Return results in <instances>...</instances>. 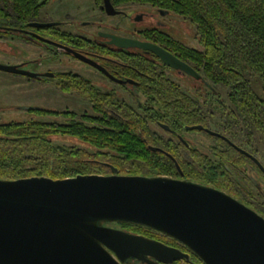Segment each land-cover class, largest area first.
<instances>
[{"label":"flooded vegetation","instance_id":"af4514ba","mask_svg":"<svg viewBox=\"0 0 264 264\" xmlns=\"http://www.w3.org/2000/svg\"><path fill=\"white\" fill-rule=\"evenodd\" d=\"M50 1L39 0L35 9L26 5H0V10L8 13V20L0 19V42L5 48L24 53L13 65L27 73L9 72L21 76L15 83L23 84L27 91L58 93L63 100L77 103L82 109L76 111L79 114L89 112L90 104L81 95L67 91L66 81H72L78 88L84 85L100 89L105 94L106 104L107 92L118 93L122 100L152 121V135L157 144L149 147L172 160L178 171V175L172 177L189 179L180 162L192 163L200 156L215 165L229 162L233 165L230 177L236 186L228 184L223 172L215 176L219 178V185L198 182L228 192L264 216V203L260 198L264 196L263 188L261 190L264 171L253 157L263 166L264 162L242 128L226 116H239L226 91L209 84L205 73L189 61V50L202 49L201 37L195 23L172 9L174 0H58L48 6ZM137 43L162 48L195 69L199 76L169 66L154 50ZM15 108L28 112L56 110L39 102L33 106L0 103V121L5 117L1 111ZM193 115L197 117L196 122H185ZM197 125H202L203 129L189 128ZM206 128L220 133L249 155ZM198 136L212 141L209 152L195 145ZM210 136L225 141L242 156L219 146ZM108 225L120 228L117 222ZM157 232L166 238L155 239L180 248L189 258L169 263L153 259L154 264H203L178 240ZM125 264L151 263L128 259Z\"/></svg>","mask_w":264,"mask_h":264},{"label":"water","instance_id":"95a60500","mask_svg":"<svg viewBox=\"0 0 264 264\" xmlns=\"http://www.w3.org/2000/svg\"><path fill=\"white\" fill-rule=\"evenodd\" d=\"M137 45L154 50L169 66L199 76L162 48ZM0 70L27 73L16 65L0 64ZM111 168L109 174L58 179L0 178V264H125L128 259L154 264L189 258L161 240L108 225L116 222L169 235L203 264H264V216L233 195L191 179L121 174Z\"/></svg>","mask_w":264,"mask_h":264},{"label":"trees","instance_id":"16d2710c","mask_svg":"<svg viewBox=\"0 0 264 264\" xmlns=\"http://www.w3.org/2000/svg\"><path fill=\"white\" fill-rule=\"evenodd\" d=\"M38 1L0 0V5H26L35 9ZM172 9L195 23L201 37L202 49L189 50V61L205 73L209 84L226 91L239 113V116H226L258 148L259 141L264 142V98L255 88L258 84L264 89V0H174ZM7 14L6 10H0V19L8 20ZM65 84L67 91L89 102L91 111L84 114L73 110L36 111L64 115L69 119L66 123L37 118L0 121V178L58 179L78 174H109L111 166L121 174L178 175L168 156L149 147L157 144L152 135V121L122 100L118 93L107 92L106 104L105 94L94 86L78 88L72 81ZM196 121L193 115L185 122ZM55 134L75 136L94 149L55 144L51 139ZM217 141L219 146L242 156L225 141ZM180 163L191 180L219 185V178L215 176L223 172L228 184L236 186L230 177L233 165L229 162L215 165L200 156L195 162ZM260 198L263 204L264 196ZM117 223L122 229L148 237L166 238L144 225Z\"/></svg>","mask_w":264,"mask_h":264},{"label":"rangeland","instance_id":"374dc122","mask_svg":"<svg viewBox=\"0 0 264 264\" xmlns=\"http://www.w3.org/2000/svg\"><path fill=\"white\" fill-rule=\"evenodd\" d=\"M58 0H51L50 5L55 4ZM47 9V8H46ZM0 64H6V65H13L16 62L19 61V57L23 56V49L22 53L19 54L17 52V49L10 50L8 48H5V46L0 42ZM18 78H21V76L17 74H12L9 72L1 71L0 70V103L3 105H24V106H33L36 104V102L41 103L44 106L55 108L56 110L63 111V110H73V111H82V109L79 107V105L75 102H67L63 100L61 97H59L58 93H53L50 91H35V90H29L27 91V87L23 88V84H20L17 82ZM255 88L259 95L264 98V89L258 84L255 85ZM121 95V93H120ZM122 97V95H121ZM86 108V106H85ZM89 112L91 109L88 107ZM1 114H4V119L2 121H9V120H27L30 118H37L42 119L49 122H57V123H66L69 121L68 118H66L64 115H56V114H39L36 112H28L25 110H21L18 108L10 109L1 111ZM195 139V145L203 150H206V152H209L210 146L212 144V141L205 136H198ZM51 139L55 144L59 145H77L81 147H85L88 149H94L90 144L83 142L81 139L70 136V135H63V134H55L51 136ZM258 153L261 160L264 162V142L259 141L258 144ZM261 187H263L264 190V184L262 182Z\"/></svg>","mask_w":264,"mask_h":264}]
</instances>
